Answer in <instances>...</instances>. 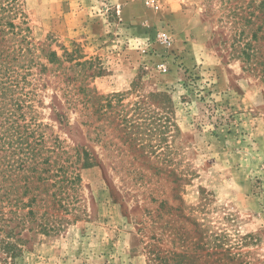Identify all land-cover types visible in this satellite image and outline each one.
<instances>
[{
	"label": "rangeland",
	"instance_id": "rangeland-1",
	"mask_svg": "<svg viewBox=\"0 0 264 264\" xmlns=\"http://www.w3.org/2000/svg\"><path fill=\"white\" fill-rule=\"evenodd\" d=\"M18 1L34 42L89 61L69 84L33 81L47 131L92 160L59 228L25 227L18 262L264 264V2ZM80 83L111 100L97 139Z\"/></svg>",
	"mask_w": 264,
	"mask_h": 264
},
{
	"label": "trees",
	"instance_id": "trees-1",
	"mask_svg": "<svg viewBox=\"0 0 264 264\" xmlns=\"http://www.w3.org/2000/svg\"><path fill=\"white\" fill-rule=\"evenodd\" d=\"M29 32L19 1L0 0V264H26L18 262L30 243L22 236L25 227L45 235L56 231L70 211L69 192L79 181L78 161L92 164L87 151L70 152L63 140L47 131L35 107L38 93L33 81L47 71H58L69 84L84 77L89 61L78 50L63 48L58 54L44 42H34ZM75 67L76 73L66 74ZM97 73L94 69L91 78ZM67 89L62 88V95L72 103ZM81 92L78 101L84 103L81 112L86 116L82 124L97 139L94 121L104 106L111 107V100L102 102L95 88L80 83Z\"/></svg>",
	"mask_w": 264,
	"mask_h": 264
},
{
	"label": "built area",
	"instance_id": "built-area-1",
	"mask_svg": "<svg viewBox=\"0 0 264 264\" xmlns=\"http://www.w3.org/2000/svg\"><path fill=\"white\" fill-rule=\"evenodd\" d=\"M146 3L148 4H156L157 3V0H144ZM171 36L168 35V33H164L163 34V41L165 42V44H170L171 43Z\"/></svg>",
	"mask_w": 264,
	"mask_h": 264
}]
</instances>
